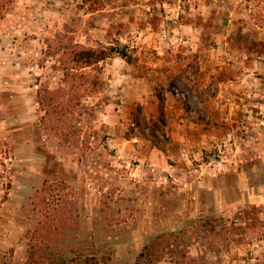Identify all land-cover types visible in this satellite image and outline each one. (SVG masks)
<instances>
[{"label": "rangeland", "instance_id": "rangeland-1", "mask_svg": "<svg viewBox=\"0 0 264 264\" xmlns=\"http://www.w3.org/2000/svg\"><path fill=\"white\" fill-rule=\"evenodd\" d=\"M0 264H264V0H0Z\"/></svg>", "mask_w": 264, "mask_h": 264}, {"label": "trees", "instance_id": "trees-1", "mask_svg": "<svg viewBox=\"0 0 264 264\" xmlns=\"http://www.w3.org/2000/svg\"><path fill=\"white\" fill-rule=\"evenodd\" d=\"M118 54L126 61L130 62L132 57L127 54L120 46L107 48L97 47H83L73 51V60L78 64L79 67L90 66L98 61L111 56L112 54ZM157 96V118L156 122L159 124L165 123L164 111H163V100L159 95ZM152 136H155V132H152Z\"/></svg>", "mask_w": 264, "mask_h": 264}]
</instances>
